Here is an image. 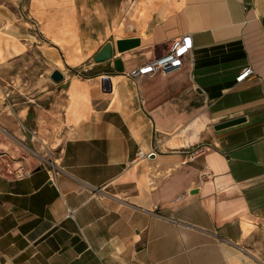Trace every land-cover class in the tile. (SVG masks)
Here are the masks:
<instances>
[{
    "label": "crops",
    "instance_id": "crops-1",
    "mask_svg": "<svg viewBox=\"0 0 264 264\" xmlns=\"http://www.w3.org/2000/svg\"><path fill=\"white\" fill-rule=\"evenodd\" d=\"M69 2L82 36L115 29L94 52L111 41L123 72L95 63L73 116L57 95L7 104L0 81V264H264V0ZM187 35L179 68L133 75ZM58 123L52 168L33 141Z\"/></svg>",
    "mask_w": 264,
    "mask_h": 264
},
{
    "label": "rangeland",
    "instance_id": "rangeland-1",
    "mask_svg": "<svg viewBox=\"0 0 264 264\" xmlns=\"http://www.w3.org/2000/svg\"><path fill=\"white\" fill-rule=\"evenodd\" d=\"M48 2L50 6L44 0H0V81L5 85L2 99L23 109L30 104L35 105V102L40 104L39 101L41 106H48L52 97L57 95L58 100L68 99V113L73 116L72 113L79 107L85 111L90 108L92 79L103 74L100 72L105 69L93 62L95 47L106 40H113L117 33L115 29L110 33L108 28L82 29L88 32L87 36H82L76 26L79 12L73 9L69 0ZM12 36H20L22 44ZM8 48L22 52L12 56ZM74 54L79 60L71 64L68 59ZM54 69L63 73L62 81L54 82L50 78ZM51 86V98L38 100L37 97ZM76 121L69 118L67 124ZM44 127L41 132L35 133L33 141L35 153L43 159L73 133L71 128L61 129L60 123Z\"/></svg>",
    "mask_w": 264,
    "mask_h": 264
},
{
    "label": "built area",
    "instance_id": "built-area-1",
    "mask_svg": "<svg viewBox=\"0 0 264 264\" xmlns=\"http://www.w3.org/2000/svg\"><path fill=\"white\" fill-rule=\"evenodd\" d=\"M191 49V40L190 36L187 35L179 40H177L172 47H170L164 54L154 57L148 62L144 63L142 66L138 67L133 75L138 73H148V74H156V73H166L170 70L179 68L181 66V59L183 55ZM253 74V69L251 67H244L241 69L239 75L236 77V81L240 82ZM197 152V149L194 150ZM35 153V152H34ZM37 155V154H36ZM38 156V155H37ZM39 157V156H38ZM41 158V157H40ZM41 164L45 162H49L52 168H55L50 155L47 158H41ZM70 213L73 210H69Z\"/></svg>",
    "mask_w": 264,
    "mask_h": 264
},
{
    "label": "water",
    "instance_id": "water-1",
    "mask_svg": "<svg viewBox=\"0 0 264 264\" xmlns=\"http://www.w3.org/2000/svg\"><path fill=\"white\" fill-rule=\"evenodd\" d=\"M140 45V39L138 37H131V38H121L117 39L115 41L116 50L121 53L126 50H130L132 48H135ZM112 42L107 41L102 45V47L93 55L92 59L94 63H103L107 62L109 60H112L113 69L115 72L122 73L123 72V66L121 59L119 57L112 58ZM50 78L54 82H60L64 79L63 73L58 70L54 69L50 73ZM245 118L243 116L235 117L232 119H228L225 121H222L220 123H216L214 125V129L218 130L221 128H225L228 126H232L234 124H238L240 122H243Z\"/></svg>",
    "mask_w": 264,
    "mask_h": 264
},
{
    "label": "bare ground",
    "instance_id": "bare-ground-1",
    "mask_svg": "<svg viewBox=\"0 0 264 264\" xmlns=\"http://www.w3.org/2000/svg\"><path fill=\"white\" fill-rule=\"evenodd\" d=\"M63 33H64V32L61 33V37H62V38L64 37V36H63ZM78 60H79L78 55H75V54H74V55L69 56L68 62L71 63V64H75V63L78 62Z\"/></svg>",
    "mask_w": 264,
    "mask_h": 264
},
{
    "label": "trees",
    "instance_id": "trees-1",
    "mask_svg": "<svg viewBox=\"0 0 264 264\" xmlns=\"http://www.w3.org/2000/svg\"><path fill=\"white\" fill-rule=\"evenodd\" d=\"M104 71H107V72L110 71L109 67H106V69H104Z\"/></svg>",
    "mask_w": 264,
    "mask_h": 264
}]
</instances>
